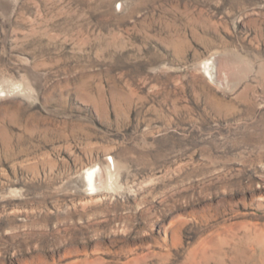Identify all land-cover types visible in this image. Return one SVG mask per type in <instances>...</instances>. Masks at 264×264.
<instances>
[{
  "label": "rangeland",
  "instance_id": "rangeland-1",
  "mask_svg": "<svg viewBox=\"0 0 264 264\" xmlns=\"http://www.w3.org/2000/svg\"><path fill=\"white\" fill-rule=\"evenodd\" d=\"M0 264H264V0H0Z\"/></svg>",
  "mask_w": 264,
  "mask_h": 264
},
{
  "label": "bare ground",
  "instance_id": "bare-ground-1",
  "mask_svg": "<svg viewBox=\"0 0 264 264\" xmlns=\"http://www.w3.org/2000/svg\"><path fill=\"white\" fill-rule=\"evenodd\" d=\"M222 65L219 64L216 60L209 61L203 65V69L209 75L212 81H219L220 80V73L222 69ZM87 177L92 181L94 179L93 173H88ZM94 182V181H93Z\"/></svg>",
  "mask_w": 264,
  "mask_h": 264
}]
</instances>
